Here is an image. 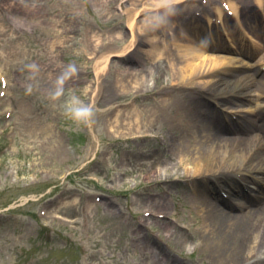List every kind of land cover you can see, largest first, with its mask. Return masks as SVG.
<instances>
[{
  "label": "rangeland",
  "instance_id": "obj_1",
  "mask_svg": "<svg viewBox=\"0 0 264 264\" xmlns=\"http://www.w3.org/2000/svg\"><path fill=\"white\" fill-rule=\"evenodd\" d=\"M1 1L0 264H221L227 256L203 234L202 212L187 211L194 178L177 167V111L189 95L177 91V55L194 47L210 61L233 59L223 64L231 69L241 59L249 66L207 80L247 76L253 57L225 48L247 34L264 45V10L252 0ZM231 4L241 24L226 13ZM247 7L260 29L242 17ZM218 88L198 93L203 111L252 112L261 102L255 87ZM223 93L253 101L229 104ZM76 99L93 108L90 121L69 113ZM135 103L139 137H112L117 118L128 128ZM253 179L233 172L205 195L232 204L240 199L218 185Z\"/></svg>",
  "mask_w": 264,
  "mask_h": 264
},
{
  "label": "bare ground",
  "instance_id": "obj_2",
  "mask_svg": "<svg viewBox=\"0 0 264 264\" xmlns=\"http://www.w3.org/2000/svg\"><path fill=\"white\" fill-rule=\"evenodd\" d=\"M252 6L257 11L264 10V0H252ZM230 7V14L235 15L236 22H242L236 5L231 4ZM250 13L247 7L243 10L242 17L246 21L251 19L250 25L256 24L257 27L260 25L257 24V20L254 22L257 16ZM217 14L220 16L221 12L218 11ZM258 28L260 29L259 26ZM259 38V36L247 34L242 38L240 36L236 38L242 40L237 43L238 48L231 50L223 46L233 53L248 58L253 56L251 46H261L257 59L255 57L250 64L252 67L247 76L242 75L232 82L231 80L224 81V79L212 81L207 78H211L218 72L224 73L231 70L241 72L249 68L243 59L240 60L242 63H238L239 67L233 66L231 69L223 64L231 63L233 59L215 55V59L210 61L204 59V53L194 47L180 50L181 55H177V60L179 59L177 61V91H189V97L185 96L182 106L178 107L180 111H177V143L175 141L177 167L181 168L188 180L194 178L190 182L195 185L190 187V199L186 204L187 211L202 212L203 234L213 243L212 249L215 253L224 252L227 256L217 262L221 264H264V45ZM225 41L229 43V40L222 34V42L226 44ZM243 42H248L247 45L250 48ZM229 44L233 45V40H230ZM157 59H159V54L154 56L152 61ZM259 73L262 76L259 80H255V76ZM220 85L223 89L231 85L239 91L255 87L258 91L257 99L261 102L257 103L256 109L252 112L236 110L231 113L226 110L225 113L214 109L203 111L202 108L207 100L199 98V94L211 95L213 91H219ZM143 86V82L136 83L132 89L137 91ZM249 92L251 90L246 93ZM232 95L233 93H223L219 96L229 104H238L245 100L253 101L250 94H246L240 101ZM206 103L209 106V103ZM138 107L136 104L128 109L133 117L131 123H128V128L119 130L122 126L117 118L115 121L117 126L111 129L112 137L121 135L139 137L143 119ZM147 121L152 120L147 119ZM224 122L228 123V126H225ZM233 172L245 173L254 178L252 182L243 187L234 186L227 189L223 185H218V190L223 189L227 196L232 195L240 200L231 204L206 197L207 188L211 187L210 181L231 175ZM251 190L256 194L250 192ZM145 215L148 216V214ZM186 235L182 234V241L187 240ZM167 261H169L167 264H170V260L167 259Z\"/></svg>",
  "mask_w": 264,
  "mask_h": 264
},
{
  "label": "clouds",
  "instance_id": "obj_3",
  "mask_svg": "<svg viewBox=\"0 0 264 264\" xmlns=\"http://www.w3.org/2000/svg\"><path fill=\"white\" fill-rule=\"evenodd\" d=\"M72 70L75 71L74 68ZM60 91H62V89ZM57 95H59V91ZM68 111L74 119L83 121H90L94 114V110L91 106L81 104L78 99L75 100V106L70 107Z\"/></svg>",
  "mask_w": 264,
  "mask_h": 264
}]
</instances>
